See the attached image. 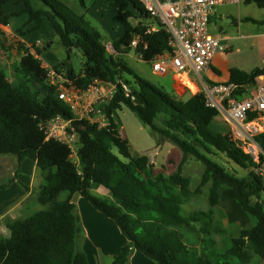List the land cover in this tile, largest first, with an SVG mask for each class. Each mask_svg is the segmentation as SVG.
Wrapping results in <instances>:
<instances>
[{"label":"trees","instance_id":"16d2710c","mask_svg":"<svg viewBox=\"0 0 264 264\" xmlns=\"http://www.w3.org/2000/svg\"><path fill=\"white\" fill-rule=\"evenodd\" d=\"M8 1L0 0V7ZM110 1L117 6L124 27L111 42L116 53L109 52L92 22L63 0H17L24 5L21 10L0 11V55L8 49L2 26L8 25L11 17L27 13V24H34L19 28L21 34L39 29L45 20L66 49V57L53 67L57 74L81 89H87L95 79L115 85L112 98L102 109L109 125L100 127L75 118L69 104L59 97L58 86L51 83L49 69L23 43H18L20 56L14 64L17 82H11L8 71L0 68V156H16L17 173L25 159L36 163L42 172L37 201L44 207L7 220L10 233L0 235V264H90L82 242L81 217L72 201L76 193L112 219L126 237L112 264H129L134 251L157 264H264V175L260 172L264 169V132L255 136L262 150L256 161L233 139L218 109L206 104L203 91L182 99L143 78L120 55L134 51L151 63L170 50L169 33L142 0ZM79 2L86 7L84 0ZM252 2L264 7V0H246ZM75 48L85 56L79 73L70 61ZM35 51L40 55L43 50L35 47ZM261 74L264 67L251 71L232 67L229 81L236 83V92L241 93ZM123 106L151 132L180 149L182 158L174 172L166 174L146 154H132L129 140L119 130L117 113ZM58 115L73 119L80 137L79 164L73 161L67 144L46 137L42 124ZM190 156L204 167L195 190L183 173ZM220 157L247 173L239 176L230 171ZM207 184L211 207L220 206L223 190L252 222L223 248L213 237L212 210L184 213L183 205L202 193ZM8 187L0 183V190ZM98 187L106 188L111 197L94 194L92 190Z\"/></svg>","mask_w":264,"mask_h":264},{"label":"rangeland","instance_id":"374dc122","mask_svg":"<svg viewBox=\"0 0 264 264\" xmlns=\"http://www.w3.org/2000/svg\"><path fill=\"white\" fill-rule=\"evenodd\" d=\"M63 1L76 12H80L81 8L79 0ZM215 16L213 22L210 24V31L216 36H219L221 42L228 47L227 50L218 52L227 54L231 52L230 58L244 68L251 69L257 63L264 64V7L259 6L255 2L246 3V0H243L240 4L219 7ZM138 22V19H134V23ZM11 33L13 32H8L4 35L5 46H7L8 49L6 52H3L5 55H0V67L8 71V79L11 82H17V74L14 69V64L20 56L18 48V43L20 41L13 38ZM19 34L21 35V33ZM53 36L55 37L56 35ZM104 36H108V34L104 33ZM52 39L53 38L49 40L52 41L51 54H55L53 57H59L61 55L66 57V49L61 44L59 38L55 37L53 40ZM43 47H46L45 43L42 45V50L44 49ZM108 49L109 52L116 53L111 44L108 45ZM122 57L143 78L153 84H163L166 86V77L154 73L151 63L141 59L134 51L124 53ZM70 61L74 70L77 73L81 72L85 61L83 51L78 48L73 49ZM56 82H58V79H56ZM119 115L121 118V132L130 141L132 154L149 155L151 162L154 163L157 168L161 169L166 174L174 172L181 159L180 149L170 142H166V145H164L165 142L160 137L157 141L156 136L151 133L149 127L128 107H123L119 110ZM156 141L157 146L155 148ZM159 144H163L161 149L157 148ZM114 151L117 153L115 148ZM220 158L222 164L237 175L243 176L247 173L245 169L237 166L235 163L230 162L223 157ZM72 159L78 164V158H76L75 154L72 156ZM28 164L30 163L26 164L25 171L21 168V171L17 173L16 156H0V183H7L9 185L7 189L0 191L1 194H6L13 199L18 196L20 190L25 196H23L21 201L17 199L6 207H0V235H9L10 231L7 227L8 219L18 217L23 218L44 208L37 201V191L39 190L42 181L41 170L38 168L39 171H34ZM203 169V164L191 156L187 158L183 165V173L189 176L193 190H195L201 183ZM261 173L264 175V169L261 170ZM208 189L209 184L203 187L202 193L193 195V197L183 205L184 213L188 215L196 210H212V224H214L213 237L217 246L223 248L229 242L231 237L238 235L240 229L250 226L252 222L246 212H244L236 203H233V201H229L230 198L224 196L223 190L220 192V206L218 208L211 207L208 201ZM105 190L108 191L106 188L100 187V189H93L92 192L96 195L107 194ZM90 206L89 212L86 209L87 212L82 210L87 223L90 224L89 230L93 236H91L92 239L89 242L93 243L99 239H101V241H104L103 239H107L108 241L109 239H114V235L105 227V225H103L110 224V221L112 220L107 219L91 204ZM83 229V247L87 242L88 248L84 226ZM89 260L90 264H103L102 258L96 252H94V257L90 256Z\"/></svg>","mask_w":264,"mask_h":264},{"label":"built area","instance_id":"2783aa9c","mask_svg":"<svg viewBox=\"0 0 264 264\" xmlns=\"http://www.w3.org/2000/svg\"><path fill=\"white\" fill-rule=\"evenodd\" d=\"M242 1L144 0L147 10L169 33L170 50L154 58L151 62L153 72L166 75L191 68L201 74L210 69L217 52L228 49L220 37L211 33V18L220 6L240 4ZM152 29L156 30L157 26ZM11 36L17 39L15 32ZM43 44L41 39L37 40L34 50ZM136 44L137 39L131 46L135 47ZM49 77L51 83L58 86L59 97L69 104L76 119H86L100 127L109 125L108 117L102 109L115 92L114 84L95 79L87 89H81L70 84L64 75L57 74L53 68L49 69ZM245 88V91L237 93L239 86L228 81L208 85L203 92L206 104L217 108L220 118L229 124L233 139L258 161L262 150L255 136L264 132V74L257 76ZM72 121L58 115L43 123L42 127L48 139L61 140L70 147L71 157L75 154L77 158L80 137Z\"/></svg>","mask_w":264,"mask_h":264},{"label":"crops","instance_id":"0c3cea01","mask_svg":"<svg viewBox=\"0 0 264 264\" xmlns=\"http://www.w3.org/2000/svg\"><path fill=\"white\" fill-rule=\"evenodd\" d=\"M84 1H85L86 7H82L80 4L81 9H80V12H77V13L85 15L92 22V24L101 32L103 36V42H105L108 47V45L111 44V42L115 40L119 35H121L124 31V27L121 23V17L119 15L117 6L115 5L114 2L110 0H84ZM142 1L144 2V0ZM23 7H24L23 3H17V0H10L7 3H5L2 7H0V11H2L4 14H8L15 10H21ZM216 13L217 11L215 12V14H213L211 18V23L213 22V19L216 17L215 16ZM28 20H29V15L27 13H24L20 16H13L9 19V24L3 25L2 29L6 33L15 32L17 34V40L23 43L25 48H27L36 57H39L42 60L43 65L46 68L51 69L65 58L64 55H61L59 57H53V55L55 56V54L54 53L51 54L52 53L51 52V46H52L51 42L52 41L49 39L51 38L54 39L55 37H58V36H55V37L53 36L52 26L49 22L45 20L42 22V25L40 26L39 29L32 31L30 33L24 34V35L23 34L20 35L19 34L20 32L18 31L19 28L23 27L24 29H27L28 27H31L34 24V23H31L28 25L27 24ZM104 33L108 34V36H104ZM40 39L43 41V43L46 44V47L45 48L43 47L44 49L42 53L38 55L36 51L34 50V46H36L37 40H40ZM40 47L42 48V46ZM230 53L227 54V53L218 52L212 60V65L210 69H208L206 72L198 74L196 71L189 68L188 70L181 72V73H174V74L168 73L163 76V77H166L165 78L166 86L163 84H160L157 86L165 89L168 92L173 93L179 98L187 99L188 97L198 92L203 91L204 88L208 85L228 82L230 79V69L232 67H239L246 71H251L252 69L258 66L264 67V64L257 63L251 69L244 68L243 66L238 65L235 61H233L230 58V55H231ZM122 55L124 54H121L120 56L122 57ZM123 107H127V106H123ZM117 116L119 119L120 133L123 137L127 138L121 132V118L119 115V111L117 113ZM153 134L156 136L157 141H158L160 139L159 136L155 133ZM157 141H156L155 148L157 146ZM164 142H165L164 145H166V142H170V141L164 140ZM162 146L163 144H159L157 148L161 149ZM181 158H182V153H181ZM27 163H30L28 165L29 167H32L34 171L36 170L39 171L36 163L30 159H25L22 162L23 171H25V166ZM41 176H42V172H41ZM96 189H100V187ZM106 193L107 194H101L99 196L106 197V198L111 197L108 191H106ZM23 196L24 194H22L20 190H19L18 196L13 199L6 194H1L0 192V207H4V206L6 207L10 205V203L16 201L17 199L21 201L23 199ZM72 201L76 205V210L78 214L80 215L82 224L86 230V239L88 241V248H87V242H86V244L84 245V249L88 255V258H90V256L94 257V252H96L102 258L103 264H112L114 256L120 251L121 247L127 242L126 237L122 234L119 227L116 224H114L115 222L112 219L106 217L107 219L112 220L114 223L110 221V224H103V225H105V227L110 230V232L114 235L115 240L113 238H112L113 241L112 239H109V241L107 239H103L104 241H101V239H99L98 241L96 240L95 242L90 243L89 241H91L93 236L89 230L90 224L87 223L82 210L86 209L89 212L91 203L88 202L79 193L74 194ZM229 201H233V203H236L238 205V203L234 201L233 199H229ZM110 232L108 231V233ZM129 264H157V263L149 259L148 257H146L141 252L134 251L130 256Z\"/></svg>","mask_w":264,"mask_h":264}]
</instances>
